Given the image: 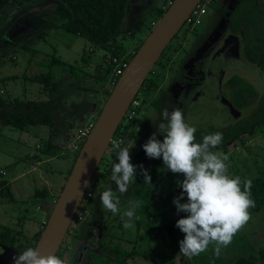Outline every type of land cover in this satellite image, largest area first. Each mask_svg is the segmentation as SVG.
<instances>
[{
  "label": "rangeland",
  "instance_id": "1",
  "mask_svg": "<svg viewBox=\"0 0 264 264\" xmlns=\"http://www.w3.org/2000/svg\"><path fill=\"white\" fill-rule=\"evenodd\" d=\"M131 1L132 10L122 24L118 36V40L127 48L126 54L132 53L146 38L153 28L152 21L157 23L161 17L158 11L162 7L165 9L170 3V0ZM217 1L219 2L215 0L213 6L207 8V13L199 18V23L194 27L188 23L183 26L139 91L140 108L124 144L126 145L127 139L131 140L130 136L137 125L135 145L130 151L131 163L137 166V172L140 165L152 168L151 182L139 193L133 181L126 193H117L121 201L120 213L113 215L105 211L100 202V194L109 188L115 191L116 186L111 182L110 176L99 175L108 167L107 163L111 168L112 163L117 161L115 151L107 149L93 178L98 179V185L93 191L94 202L88 207V218L80 223L72 221L57 253L64 260V264H236L239 257L255 256L264 248L263 205L258 212H249L250 219L247 224L233 236L227 247L221 248L218 257L215 255L214 243L204 253L191 259L179 254V250L176 251L169 244L166 228L173 219L186 217L185 213H177L172 203L174 197L181 195L182 190L177 182L184 177L164 169L162 158L149 159L142 148L151 135L157 132L159 123L164 122L162 113L165 109L169 112L174 109L186 110L183 113L185 120L197 129L195 142L200 143L204 135L227 132L231 127L254 120V113L264 105V71L259 65L247 62L245 52L242 53L241 50V61L228 75L230 104L215 108L199 102L192 103L190 108H184V103L189 99L188 95H191V91L185 90L186 85H191L194 79H198L200 83L204 81L203 73L195 71L196 67L192 65L196 57L207 47L214 35L222 32L226 36L233 32L235 22L241 19V2L247 1L245 4L250 11L256 13L251 0ZM56 2L57 0H0V27L4 22H14L5 37L0 39V97L6 101L46 98L42 94L41 85L22 79L23 74L31 73L33 69L50 70L55 80H69L72 77L67 65H75L78 67V79L75 81L81 88L70 89L71 94L67 96L65 106L69 112L73 111L72 103L79 105V112L85 104L93 106L91 112H82V122L72 115L66 116V125L68 123L72 130H67V136L62 131V137L68 138L65 141H56V146L60 149L57 148L55 156L44 154V142L48 136L46 127L30 126L22 132L0 122V181L9 184L8 192L14 199L9 202L4 195L5 191L0 194V225L8 226L19 221L26 236L37 229L41 217L44 218L41 224L46 222L53 206L51 199L35 197V191L47 187L50 197L57 198L66 174L74 163L76 154L71 152L70 147L74 141L82 139V133L92 128L97 112L104 104V94L112 89L107 83L110 75V71H107V53L79 36L55 28L47 20ZM237 5L238 10L235 12ZM236 24L241 27V21ZM234 32L240 35L242 49L243 44H246L242 39V28L241 33H238L237 28ZM54 54L65 65L48 68L45 55ZM210 54L208 52L200 59L206 64ZM241 73H247L254 83L253 87L248 88L243 103L237 102L235 98L236 90L241 88L239 86L235 89L240 83L236 76ZM151 80L155 81L153 85ZM159 85L161 86L158 89L144 90V87L154 88ZM126 123L125 117L121 122V129ZM157 139L162 142L163 137L157 134ZM213 151L228 157L225 163L233 178L239 176L242 180L264 179V121L251 133L242 134L224 149L215 148ZM35 156L38 158H34ZM186 199L185 197L181 203L186 202ZM130 200L140 201V207L136 209V216L132 221L134 226L124 228L121 216ZM41 205L47 208L45 214L40 210ZM91 226L95 227L92 231L89 230ZM109 247L114 248L113 253ZM117 251H134L135 254L120 263L117 262ZM104 252L111 254V260L101 255ZM18 255L0 247V264H14L13 257Z\"/></svg>",
  "mask_w": 264,
  "mask_h": 264
},
{
  "label": "trees",
  "instance_id": "2",
  "mask_svg": "<svg viewBox=\"0 0 264 264\" xmlns=\"http://www.w3.org/2000/svg\"><path fill=\"white\" fill-rule=\"evenodd\" d=\"M171 1L172 0H170V2ZM246 2L247 1L241 2V19L236 21H241V25L244 27L243 39L246 43L244 45V55L248 62L259 65L262 71H264V43L261 42L260 39L254 38V36H257L258 34L255 31L254 25L259 22L258 15L260 13V8L254 5V0H251L252 7L256 9V13L254 14L245 4ZM168 5L169 4H167V7ZM132 7L133 5L131 0H57L56 5L47 20L52 25H54L55 28L64 29L67 32L87 40L94 47L104 50L107 53L109 62L112 58H121L125 56V61L128 63L142 43L141 42L138 46H136L132 53L126 54L127 48L120 40H118L121 26L125 22L127 16L130 14ZM167 7L165 9L159 10L158 14L162 16ZM237 8L238 5L234 8L235 12L238 10ZM236 22L233 27V32L239 27ZM13 25V21H7L2 24L0 27V39L5 37ZM185 25H187V23H185L184 26ZM259 36L260 35L257 37ZM169 46L170 44L162 52L160 58L164 56ZM45 56L48 68L58 65H65L59 60V58L56 57L55 54ZM108 60L107 71H110L111 73L113 66L111 62H108ZM67 68L71 73L72 79L74 80H55L50 70L37 71V69H33L34 71L31 70V73L28 72L23 74L22 79L41 85L42 94H45L46 98L33 101H22L20 99L6 101L4 98L0 97V122L2 124L22 132L26 131L30 126H44L48 129V138L44 142L46 143L44 147V154L49 156H55V151L57 152V148L52 142L53 137L61 130L67 131L69 128H71L68 123L66 125V116L72 115L77 121L82 122L84 113L91 112L93 110L92 104H80L83 105L81 112H79L77 108L79 107L78 104H71L73 109L72 112H69L66 108L64 102L67 100V96L71 94L70 89L73 88L74 90L76 87L81 88L75 81V79H78V74L76 71V68L78 67L75 65H67ZM241 80L243 81V84H241V86L239 85L241 88L236 90L237 93L235 92V96L238 102L240 101V103H243L246 100L248 88L253 87L254 83L252 78L247 73L241 75ZM146 82L147 78L142 84V87L146 84ZM154 82L155 81L151 80V83ZM108 95L109 91L104 94L105 100L107 99ZM101 108L97 112V117L101 111ZM183 113H185V110H183ZM263 121L264 105H262L254 113V120H250L249 122L243 123L241 125L238 124L229 128L227 132H223L222 143L217 146V148L224 149L226 146H228V144L233 142L242 134L251 133L252 130ZM126 127L127 125L122 130L120 124L115 135L122 136L124 139H126L128 134ZM73 153L76 154L74 156L75 160L78 152ZM34 158L38 157L35 156ZM143 167L145 170H147L150 177H152L151 175L153 174V169L144 165ZM70 170L71 168L68 170L66 177ZM140 173L141 170L139 169V175H137L134 181V185L137 186L136 191H139V193L147 186V183H144V176ZM8 188V183L0 181V194L5 191L4 195H6L8 201L11 202L13 201V196L10 192H8ZM251 194L255 201V207L250 208L249 212H258L264 205V179L252 178ZM34 196L46 198V200L51 199L52 204L56 200V197H50V191L47 189V187L36 190ZM93 202L94 198L91 200V203ZM178 220L179 219H173L166 228V236L169 244L172 245L176 251L179 250V242L184 238V234L181 233L180 230L175 226ZM43 226L44 224H40L38 230L36 232H32L31 237H29L28 235L26 236L24 228L21 226L19 221L17 224L13 225H0V247L14 251L18 254L27 247L35 248ZM98 249L101 248L99 247ZM109 250L111 253L114 252L113 247H109ZM117 253V262L120 263L123 260L127 261L128 259L132 258L133 254H135L134 251H117ZM101 255L107 256V260H111L110 253L104 252V254ZM236 264H264V248L260 249L255 256L252 255L249 257H239L236 261Z\"/></svg>",
  "mask_w": 264,
  "mask_h": 264
},
{
  "label": "clouds",
  "instance_id": "3",
  "mask_svg": "<svg viewBox=\"0 0 264 264\" xmlns=\"http://www.w3.org/2000/svg\"><path fill=\"white\" fill-rule=\"evenodd\" d=\"M163 121L142 146L149 159L163 160L164 169L173 174L183 175L178 181L181 195L174 197L172 203L177 213L186 217L176 222V228L184 234L179 242V254L191 259L204 253L211 243L215 244V255L218 257L222 247H227L233 236L247 224L250 219L249 209L255 207L252 198V179L242 180L232 177L228 172L226 155L213 151L222 143L223 134L215 132L204 135L202 142H195L197 129L189 124L182 110L171 112L164 110ZM157 134L163 140L157 139ZM113 150L118 163H112L110 180L116 186L100 194V202L105 211L113 215L120 213L121 201L117 193L123 195L129 185L135 181L137 166L131 163L129 147L122 140H113ZM123 145V146H122ZM135 145V143H134ZM144 183H150L151 177L143 165L139 166ZM186 199V202L181 203ZM140 201L130 200L121 216L124 228H132L136 209ZM14 264H64L55 254L42 255L38 248L27 247L13 257Z\"/></svg>",
  "mask_w": 264,
  "mask_h": 264
},
{
  "label": "water",
  "instance_id": "4",
  "mask_svg": "<svg viewBox=\"0 0 264 264\" xmlns=\"http://www.w3.org/2000/svg\"><path fill=\"white\" fill-rule=\"evenodd\" d=\"M200 2L201 0H172L110 90L77 153L61 191L53 202L36 242L35 248H38L42 255H57L79 209L82 197L93 180L131 102L139 93L162 52L179 33ZM238 61V38L231 34L225 38L208 67L206 87L209 89L213 85L219 86L222 82L225 83Z\"/></svg>",
  "mask_w": 264,
  "mask_h": 264
},
{
  "label": "flooded vegetation",
  "instance_id": "5",
  "mask_svg": "<svg viewBox=\"0 0 264 264\" xmlns=\"http://www.w3.org/2000/svg\"><path fill=\"white\" fill-rule=\"evenodd\" d=\"M214 2H215V0H213V3H211L212 6H213ZM216 2H219V1L216 0ZM221 5H223V4L221 3ZM254 5L260 8V13L258 15L259 22H257L254 25L255 31L258 33L257 36L258 35H260V36L259 37L254 36V38L260 39V41L264 43V0H254ZM206 13H207V10H206ZM241 28H242V39H243V28L244 27L241 25V27H238L237 29L239 30L238 33H241ZM231 34L237 36L238 42H239V61L236 63L235 66H237L239 64V62L241 61L242 53H244V51H243L244 44L242 46L243 48L241 49V42H240V38H239L240 35L238 36L236 32H232L226 36H223L222 32L218 33L217 35H214L213 38L208 43L207 47L205 49H203L202 53L196 57L195 62L192 64L194 67H196L195 71L203 73L204 81L202 83H200V81L198 79H194L192 81L191 85H186L185 90H188L189 92L191 91V95H188L189 99L187 100L186 103H184L185 109H186V107L190 108L192 103L197 104L199 102L200 103H206L210 107L214 106L215 108L219 107L220 105L225 106V105L230 104L229 99H231L230 98L231 97V88H230V85L228 82L229 76H227V80L225 83L222 82L221 85H219V86L213 85L212 87L209 88L210 89V91H209V89L206 87L207 86V84H206V82H207L206 81V73L208 71V67H209L214 55L217 53L219 48H221V46L223 45L225 38ZM241 50H242V53H240ZM208 52H211V54H210L208 61L205 64V62H203L202 59H200V58H202V56L207 54ZM247 62H248V60H247ZM250 64H252V63H250ZM236 77H238V80L240 81V83H238L236 85L235 89L239 85L241 86V74L237 75ZM151 84L153 85V83H151ZM152 85H150V86H152ZM160 86L161 85L155 86L154 88H151L148 86L147 88L144 87V90H146V91H148V89L154 90V89L160 88ZM235 98H236V96H235ZM237 102H238V100H237ZM194 104H193V106H194ZM185 112H187V111L185 110ZM225 131H227V130H225Z\"/></svg>",
  "mask_w": 264,
  "mask_h": 264
},
{
  "label": "built area",
  "instance_id": "6",
  "mask_svg": "<svg viewBox=\"0 0 264 264\" xmlns=\"http://www.w3.org/2000/svg\"><path fill=\"white\" fill-rule=\"evenodd\" d=\"M212 0H201V2L199 3V5L194 9V11L192 12L190 18L188 19V21L186 23L190 24L191 27L195 26L196 24L199 23V18L206 14V10L207 8L211 5ZM155 25V22L151 23V27H153ZM126 57H121V58H112L111 59V64L113 66V70L111 71L107 83L110 87H113L114 84L116 83L117 79L119 78V76L122 74L124 68L127 65V62L125 61ZM109 62V60H108ZM109 62V63H110ZM139 94V93H138ZM137 96L133 99V101L131 102L128 111L126 112V120L127 123L126 125H130L135 119L136 116L138 114L139 108H140V97ZM124 117V119H125ZM125 125V126H126ZM91 128L88 129L85 133H82V139L80 141H74L73 145L70 147V150L72 152H79L83 142L85 141L88 133L90 132ZM123 130V129H122ZM113 140H122L125 143V139L122 136L119 135H115L112 139ZM111 141V142H112ZM123 146V145H122ZM108 149H111L110 151H113V147H112V143H110V146ZM98 185L97 179H93L90 184L88 185L81 203L79 205V209L74 217V220L77 221L78 223L83 222L87 219L89 212H88V207L91 204V200L94 197V188ZM45 225V223H43Z\"/></svg>",
  "mask_w": 264,
  "mask_h": 264
},
{
  "label": "crops",
  "instance_id": "7",
  "mask_svg": "<svg viewBox=\"0 0 264 264\" xmlns=\"http://www.w3.org/2000/svg\"><path fill=\"white\" fill-rule=\"evenodd\" d=\"M161 9H163V7L161 8ZM140 120V119H139ZM133 123V122H132ZM131 123V124H132ZM127 125V127H126V131L129 133V129L131 128V126L132 125ZM137 125H135V130H134V132L132 133V136H130V138H131V140H128L127 139V141H126V145H128L129 147H132L133 145H134V143H135V140H136V137H137V135H136V131H137ZM70 130H72V129H69V131ZM68 131H65V135L67 136L69 133H67ZM42 133H43V131H42ZM48 134H49V132H48ZM65 136V138L64 137H62V130L57 134V135H55L54 137H53V145H55L56 146V141H60V140H63V141H65L66 140V138H68V137H66ZM47 138H48V136H47ZM46 138V139H47ZM127 138H128V134H127ZM56 148H59V147H57L56 146ZM60 149V148H59ZM131 151V150H130ZM72 152V151H71ZM73 153V152H72ZM74 154V153H73ZM115 163H118V160L115 162ZM107 168L106 169H108L107 171H106V169L99 175V176H103L104 174H106L107 175V177H109L110 176V170H111V168L109 167V164L107 163ZM140 169V168H139ZM108 174H107V173ZM137 175H139V170H138V172H137ZM137 177V176H136ZM136 177H135V179H136ZM98 180V179H97ZM100 185V184H99ZM14 200V199H13ZM48 205V204H47ZM46 209L47 208H44V205H41V208H40V210H42V213L43 214H45L47 211H46ZM88 218V217H87ZM44 218H40V222H38L37 223V229H35L33 232H36L37 230H38V228L40 227V224H41V222H42V220H43ZM46 219V218H45ZM43 224V223H42ZM41 224V225H42ZM11 225H13V222L11 223ZM92 226H95V225H92ZM92 226L89 228V230L90 231H92V229L93 228H95V227H93L92 228ZM99 227H101L102 228V226L101 225H99ZM97 228V227H96ZM100 231V230H99ZM95 232H97V230L96 231H93V233H95ZM74 236H76L75 235V233H74ZM29 237H31V234L29 235ZM72 238V237H71ZM74 238H76V237H74ZM78 238V237H77Z\"/></svg>",
  "mask_w": 264,
  "mask_h": 264
}]
</instances>
